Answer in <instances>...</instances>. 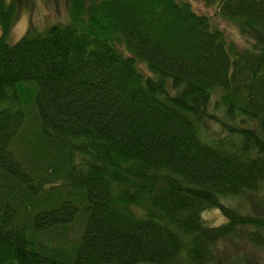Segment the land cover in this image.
I'll list each match as a JSON object with an SVG mask.
<instances>
[{
	"label": "trees",
	"instance_id": "16d2710c",
	"mask_svg": "<svg viewBox=\"0 0 264 264\" xmlns=\"http://www.w3.org/2000/svg\"><path fill=\"white\" fill-rule=\"evenodd\" d=\"M204 1L264 38V0ZM20 5L0 0V264H264V53L187 0H71L10 43Z\"/></svg>",
	"mask_w": 264,
	"mask_h": 264
},
{
	"label": "rangeland",
	"instance_id": "374dc122",
	"mask_svg": "<svg viewBox=\"0 0 264 264\" xmlns=\"http://www.w3.org/2000/svg\"><path fill=\"white\" fill-rule=\"evenodd\" d=\"M71 0H21L20 9L11 30L8 42L14 43L21 36L26 34L29 30H44L45 27L55 22H64L69 18L68 6ZM90 1V0H86ZM94 1V0H92ZM190 2L192 8L201 14H206L211 18L213 25L220 28L228 41L235 44V47L248 50L253 54L264 53V38L257 32H252L250 29H243L241 25L232 19L219 15L216 5L214 3L209 4L204 0H187ZM142 68V66H141ZM143 71L145 67L142 68ZM219 111V110H218ZM218 114H222L221 111ZM240 195L234 199L230 198L232 206H238L236 201ZM251 202L254 205H260L264 207V189L256 194H248ZM229 204V206H231ZM207 222L210 227H216L221 225L224 221V216L219 210H212L206 214ZM79 228V226H78ZM75 227V232L78 229ZM241 249H246V246L237 245L229 246L227 244H220L218 246V257L222 260H227L240 253ZM257 255V258L264 261V251L253 252ZM239 255V254H238Z\"/></svg>",
	"mask_w": 264,
	"mask_h": 264
}]
</instances>
